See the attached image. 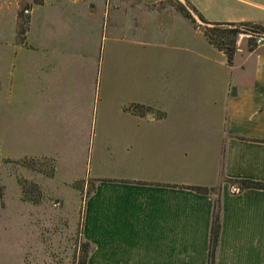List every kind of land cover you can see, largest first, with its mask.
Here are the masks:
<instances>
[{"label": "crops", "instance_id": "1", "mask_svg": "<svg viewBox=\"0 0 264 264\" xmlns=\"http://www.w3.org/2000/svg\"><path fill=\"white\" fill-rule=\"evenodd\" d=\"M185 1L264 27V0ZM16 8L0 2V104L23 107L25 140H47L22 153L55 159L64 174L37 183L70 208L20 194L0 209V264H72L79 223L84 264H207L214 196L186 186L220 187L215 264H264V187L226 180L264 185V46L237 40L229 64L174 8L125 0H40L18 44Z\"/></svg>", "mask_w": 264, "mask_h": 264}, {"label": "trees", "instance_id": "2", "mask_svg": "<svg viewBox=\"0 0 264 264\" xmlns=\"http://www.w3.org/2000/svg\"><path fill=\"white\" fill-rule=\"evenodd\" d=\"M193 11L198 14V16L204 21L207 22L201 14L188 2L185 1ZM176 11L180 13L184 18L188 19L191 23H195L191 18L190 14L186 10V8L178 1H176ZM19 20L17 23L18 26V36L20 39L24 40L25 33L29 24V16H25L22 14L19 15ZM213 24L212 27H202L194 24V27H199L202 31L203 35L207 39V41L213 45L216 49L222 51L225 56L227 63H231L234 53L236 51V43L237 39L241 34L248 35L247 37V45L250 49L256 48L255 40L258 36H263L264 27L252 23V22H209ZM125 110H130L136 114L144 115L145 113H156L161 115L163 113L157 112L151 107L142 105V104H130L127 107H124ZM43 159L37 158H27L21 160L20 163L23 167L28 168L30 170L38 171L44 174L47 177H52L54 174V161L52 159H47L49 162L48 167L44 166L41 162ZM228 182L237 185L240 189H263L264 185L261 182L249 180V179H226ZM95 180L87 181L89 185H91L90 189L87 191L85 198H87L93 191V182ZM73 183V186L76 189L81 190L82 187ZM20 186V194L23 201L28 203H39L41 200V190L40 187L32 182H27L24 180L19 181ZM189 189L199 193V194H211L214 196L213 207H212V215H211V225L209 231V243H208V258L207 264H215V256L219 241V233H220V215H221V199H220V187H205V186H186ZM82 215V210H81ZM76 253H75V263L74 264H84L87 255L91 250L90 244L82 238L80 224L77 230V239H76Z\"/></svg>", "mask_w": 264, "mask_h": 264}, {"label": "rangeland", "instance_id": "3", "mask_svg": "<svg viewBox=\"0 0 264 264\" xmlns=\"http://www.w3.org/2000/svg\"><path fill=\"white\" fill-rule=\"evenodd\" d=\"M38 1L40 0H17V8H16V15L18 18L17 23L20 17L19 15L22 14L23 9L30 7L33 3H37ZM94 1L97 3L100 2V0H94ZM106 1H107V4L113 7L119 4V0H106ZM125 1H128L130 5H135L138 2H143L147 5H155V4L160 5V6L166 5V6L174 8V10L176 11V1L177 0H125ZM192 24L194 25L195 23H192ZM16 37H17L15 40L16 43L18 44L24 43V40L20 39L21 37L18 36V26L16 29ZM241 38L242 40L247 42V37L245 36V34H241L237 40H240ZM16 105H17L16 103L7 105L5 102L0 104V209H4V210H16L18 201L17 200L15 201V198L17 197L19 198V195H20V186H19L20 180H24L27 182L33 181L32 183L39 186V183H37L39 181L41 182L43 181L45 183L47 180H57V178H60L57 175L64 174V172H60V171L57 172L55 159H52L49 157L25 156L22 153L25 150V146L27 145H29L28 147H33V144L34 146L38 144V146L47 148L48 143L46 142L47 140L41 141L40 139H36L35 137L25 140L24 123H23L24 121L22 120L23 107L16 106ZM9 109H10L11 119L7 120L5 119L6 118L5 116L9 115ZM27 158L28 159L29 158L43 159L44 161H42L41 163L46 167H48L49 165V162H47V159H52L54 161L53 176L47 177L38 171L30 170L28 168L23 167L20 161L27 159ZM81 172H83V169L79 168L78 174L79 173L81 174ZM89 181H91V179H89L88 182ZM74 182H77L76 184L81 186L82 189L81 190L76 189L73 186ZM88 182L86 181V179L82 178V179L74 180L73 182L70 183L71 188L79 192L80 219H81L83 199L87 191L91 187V185H89ZM42 189L43 188L40 187V190L42 193L41 200H43V204H44L42 206V210L45 209L47 211H54L57 209H63L61 208V206L64 207V210H69L70 208L68 207L69 204L62 205V202L59 198L61 196V193H56L57 191L63 190L61 186L55 187V190H54L55 193L50 194V196H48L46 192H45L46 194H44ZM80 219H79V222H80ZM78 228H79V225L76 230H78ZM76 239H77V231H76V237H75V253H76V243H77ZM74 263H75V258L73 257L72 264Z\"/></svg>", "mask_w": 264, "mask_h": 264}, {"label": "water", "instance_id": "4", "mask_svg": "<svg viewBox=\"0 0 264 264\" xmlns=\"http://www.w3.org/2000/svg\"><path fill=\"white\" fill-rule=\"evenodd\" d=\"M178 2H180L188 11V13L190 14L191 18L193 19V21L198 24L199 26L202 27H212L213 24L209 23V22H204L199 16L198 14H196L193 9L185 2V0H177ZM264 36V33H263Z\"/></svg>", "mask_w": 264, "mask_h": 264}, {"label": "built area", "instance_id": "5", "mask_svg": "<svg viewBox=\"0 0 264 264\" xmlns=\"http://www.w3.org/2000/svg\"><path fill=\"white\" fill-rule=\"evenodd\" d=\"M23 14L25 16H29L31 14V9L29 7L23 9ZM246 37H249L248 35H245ZM256 46H264V36H258L255 40ZM237 186H233V190L237 191Z\"/></svg>", "mask_w": 264, "mask_h": 264}]
</instances>
